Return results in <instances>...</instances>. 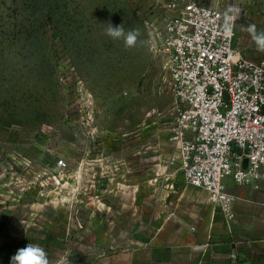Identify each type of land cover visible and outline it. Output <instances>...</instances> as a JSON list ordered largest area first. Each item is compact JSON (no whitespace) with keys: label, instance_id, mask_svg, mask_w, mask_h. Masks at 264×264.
Segmentation results:
<instances>
[{"label":"rangeland","instance_id":"1","mask_svg":"<svg viewBox=\"0 0 264 264\" xmlns=\"http://www.w3.org/2000/svg\"><path fill=\"white\" fill-rule=\"evenodd\" d=\"M155 11L0 0V264L28 243L50 264H186L199 249L188 236L209 225L264 251V189H235L230 217L171 158L175 102L147 46ZM236 21L246 55L264 57ZM109 23L145 43L126 48Z\"/></svg>","mask_w":264,"mask_h":264},{"label":"built area","instance_id":"2","mask_svg":"<svg viewBox=\"0 0 264 264\" xmlns=\"http://www.w3.org/2000/svg\"><path fill=\"white\" fill-rule=\"evenodd\" d=\"M147 46L175 106L168 137L183 177L232 217L231 186L264 187V58L223 31L226 10L203 0H155ZM66 166L64 160L58 162Z\"/></svg>","mask_w":264,"mask_h":264},{"label":"crops","instance_id":"3","mask_svg":"<svg viewBox=\"0 0 264 264\" xmlns=\"http://www.w3.org/2000/svg\"><path fill=\"white\" fill-rule=\"evenodd\" d=\"M239 8L242 10L240 20L242 23L244 22V26L255 24L259 29H264V0H244L242 7ZM237 32L236 25L237 47L241 52L249 53L243 46L242 38L240 42L238 41L239 35ZM240 44H242V47ZM173 156L172 145V160ZM239 188L245 187L231 186L230 191L234 193V190ZM219 233V230L213 229L209 225L199 229L194 235L190 234L188 236L189 242L199 247V249H195L193 252L194 257L188 256L186 264H264V251L258 248L260 244H257V246H245L229 236L219 239ZM107 264H110V260H108Z\"/></svg>","mask_w":264,"mask_h":264},{"label":"clouds","instance_id":"4","mask_svg":"<svg viewBox=\"0 0 264 264\" xmlns=\"http://www.w3.org/2000/svg\"><path fill=\"white\" fill-rule=\"evenodd\" d=\"M242 10L234 3H229L224 16L223 31L231 33L234 27V21L241 16ZM242 31L248 33L255 44L256 51L264 53V29L258 30L255 24L242 26ZM106 35L113 40H123L126 48H133L139 44L143 45L144 41H139V29L125 31L123 24L113 26L109 23L106 29ZM10 264H50L48 254L45 249L37 244L28 243L25 247L17 249L16 253L11 256Z\"/></svg>","mask_w":264,"mask_h":264},{"label":"bare ground","instance_id":"5","mask_svg":"<svg viewBox=\"0 0 264 264\" xmlns=\"http://www.w3.org/2000/svg\"><path fill=\"white\" fill-rule=\"evenodd\" d=\"M207 192V191H206ZM208 193V192H207ZM203 199H206V197H203Z\"/></svg>","mask_w":264,"mask_h":264}]
</instances>
